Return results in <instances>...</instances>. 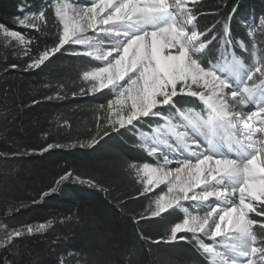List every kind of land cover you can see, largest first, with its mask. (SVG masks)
<instances>
[{
  "label": "snow or ice",
  "instance_id": "1",
  "mask_svg": "<svg viewBox=\"0 0 264 264\" xmlns=\"http://www.w3.org/2000/svg\"><path fill=\"white\" fill-rule=\"evenodd\" d=\"M197 5L198 0L191 7L188 0H88L77 11L67 0H51L33 13L28 10L32 5L25 3L19 8L18 26L45 37L54 33L51 46L40 50L37 38L3 24L0 34L6 53L14 41L12 55L27 58L23 71L47 67L72 45L83 50L73 49L71 55L99 62L83 72L87 87L81 86L79 93L108 89L111 98L99 105L106 113L104 130L80 147L92 148L113 132L139 134L137 146L153 161L129 164L128 174L142 185L140 195L161 184L167 187L150 201L148 217L183 213L161 237L164 243H191L209 264H264V52L251 65L234 53L230 59L223 54L217 59L214 49L227 51L238 43L231 21L241 5L234 2L224 13L218 11L221 19L204 29L199 28ZM243 26L255 55L257 36L264 48V14ZM20 68L12 63L4 71ZM65 88L59 82L46 99L66 98ZM249 106L255 110L242 116ZM145 126L149 131H141ZM59 147L49 143L40 152ZM35 151L11 156L23 158ZM64 182L107 191L99 181L68 170L41 193V200L58 193ZM182 201L193 202L190 207L196 211ZM14 211L19 209L9 206L6 215ZM48 230L49 222L13 227L0 220V264H40L24 241ZM66 256L75 264H88L75 250L60 253L55 264H68Z\"/></svg>",
  "mask_w": 264,
  "mask_h": 264
},
{
  "label": "trees",
  "instance_id": "2",
  "mask_svg": "<svg viewBox=\"0 0 264 264\" xmlns=\"http://www.w3.org/2000/svg\"><path fill=\"white\" fill-rule=\"evenodd\" d=\"M50 2L0 0V24L37 38L42 50L45 45L51 46L54 33L45 37L20 27L17 18L22 16L21 4L32 5L28 10L35 13ZM234 2L241 5L231 21L232 34L238 43L227 51L218 46L213 54L220 59L222 54L228 57L233 51L251 65L253 45L243 22L252 24L254 18L264 14V0H198L199 28L216 23L221 19L216 13H224ZM256 40V49L264 52L259 36ZM241 41L247 50L240 46ZM3 44L0 34V220L13 227L49 222L46 235L37 234L24 241L33 249L34 256L38 254L40 264H55L60 253L72 250L83 253L79 258H86L88 264H209L191 243L169 244L161 240L167 236L171 223L182 217V212L176 210V215L171 217L164 213V219L148 217L150 201L161 189L166 190L161 184L152 192L140 195L142 185L128 174L129 164L152 162L137 146V133L121 130L123 135L113 132L111 138L105 137L92 148L80 147L81 142L86 143L97 132L102 135L104 130L106 113L99 105H106L111 98L108 89L89 95L79 93L81 86L87 87V82L82 80L83 72L99 62L71 55L73 49L83 50L72 45L67 53L63 50L57 53L58 59L54 58L47 67L23 71L27 58L17 59L12 55L14 41H9L7 53ZM12 63L20 64L21 68L5 72ZM59 82L66 85V98L46 99L53 95ZM73 91L77 93L75 97ZM34 100L38 103L33 104ZM49 143L61 147L41 153L40 149ZM31 149L36 151L23 158L11 156L13 152ZM68 170L99 181L107 191L64 182L58 193L41 200V193L55 186ZM33 200L37 203L32 204ZM9 206L19 211L6 215ZM142 214L145 219L140 218ZM65 258L68 264H75L74 259Z\"/></svg>",
  "mask_w": 264,
  "mask_h": 264
},
{
  "label": "bare ground",
  "instance_id": "3",
  "mask_svg": "<svg viewBox=\"0 0 264 264\" xmlns=\"http://www.w3.org/2000/svg\"><path fill=\"white\" fill-rule=\"evenodd\" d=\"M67 2L68 3H70V4H72L74 7H75V4L77 3V2H79V3H81L82 4V6L84 5V4H86V3H88V0H67ZM89 34H91V32L89 33ZM248 110H255V109H253L252 108V106H249V108L248 109H245L244 111L246 112V111H248ZM169 167H174V164L173 165H170ZM200 189H196V191H199ZM211 199H214V198H210V200ZM184 204H186L187 206H189L190 205V201H185V203ZM193 212H195L196 210L195 209H191ZM200 214H203L202 212L200 213ZM250 215H252V214H250ZM219 239V238H218Z\"/></svg>",
  "mask_w": 264,
  "mask_h": 264
},
{
  "label": "rangeland",
  "instance_id": "4",
  "mask_svg": "<svg viewBox=\"0 0 264 264\" xmlns=\"http://www.w3.org/2000/svg\"><path fill=\"white\" fill-rule=\"evenodd\" d=\"M190 2H193V0H188V7H189V3ZM75 6H77V5H75ZM249 37V36H248ZM261 56V54H259L258 52H257V49H256V52H255V55H254V58H253V63L255 62V59L256 58H259ZM230 58H231V56H230ZM229 58V59H230ZM137 137H138V139H139V134L137 135ZM165 190H167V187H166V185H165ZM183 203H185V201H182ZM205 239H207V238H205Z\"/></svg>",
  "mask_w": 264,
  "mask_h": 264
}]
</instances>
